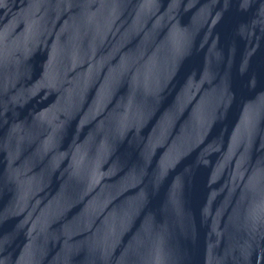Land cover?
I'll use <instances>...</instances> for the list:
<instances>
[{"label":"water","instance_id":"95a60500","mask_svg":"<svg viewBox=\"0 0 264 264\" xmlns=\"http://www.w3.org/2000/svg\"><path fill=\"white\" fill-rule=\"evenodd\" d=\"M0 264H264V0H0Z\"/></svg>","mask_w":264,"mask_h":264}]
</instances>
